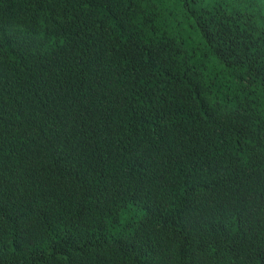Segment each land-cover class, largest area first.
I'll return each instance as SVG.
<instances>
[{"label": "trees", "instance_id": "1", "mask_svg": "<svg viewBox=\"0 0 264 264\" xmlns=\"http://www.w3.org/2000/svg\"><path fill=\"white\" fill-rule=\"evenodd\" d=\"M0 264H264V0H0Z\"/></svg>", "mask_w": 264, "mask_h": 264}]
</instances>
